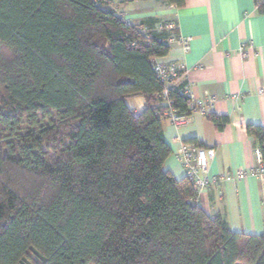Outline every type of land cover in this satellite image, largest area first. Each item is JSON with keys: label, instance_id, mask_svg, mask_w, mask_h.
I'll return each instance as SVG.
<instances>
[{"label": "trees", "instance_id": "obj_1", "mask_svg": "<svg viewBox=\"0 0 264 264\" xmlns=\"http://www.w3.org/2000/svg\"><path fill=\"white\" fill-rule=\"evenodd\" d=\"M113 3L0 0V264H264V233L208 215L165 169L154 62L170 33L126 25ZM185 84L167 99L191 115ZM246 130L264 160V126Z\"/></svg>", "mask_w": 264, "mask_h": 264}, {"label": "crops", "instance_id": "obj_2", "mask_svg": "<svg viewBox=\"0 0 264 264\" xmlns=\"http://www.w3.org/2000/svg\"><path fill=\"white\" fill-rule=\"evenodd\" d=\"M264 0H185L182 7L165 0L115 1L111 7L123 11L134 24L154 25L173 21L178 33L190 40L185 51L180 43L170 46L163 61H175L184 69L206 112H195L189 122L177 127L170 119L163 129L172 152L165 169L178 179L185 169L178 158L185 142L196 140L214 148L209 174H235L258 164V146L246 125L264 126ZM244 51L247 57L243 56ZM210 97L214 102L210 103ZM127 103L137 111L145 107L142 96ZM210 113L227 116L222 130L208 118ZM194 143V142H190ZM195 144V143H194ZM200 204L212 217L222 215L230 228L247 234L264 233V182L253 176L211 185L199 196Z\"/></svg>", "mask_w": 264, "mask_h": 264}, {"label": "built area", "instance_id": "obj_3", "mask_svg": "<svg viewBox=\"0 0 264 264\" xmlns=\"http://www.w3.org/2000/svg\"><path fill=\"white\" fill-rule=\"evenodd\" d=\"M104 1L111 4L117 0ZM118 14L121 16L126 25H131L133 23L123 11H118ZM150 30L151 29L146 26H143L139 29V31L143 34L149 33ZM153 30L170 33V36L167 38V42L170 46L175 43H180L185 51H189L191 49L190 40L177 33L178 27L173 21H160L154 26ZM242 53L244 57H247V52L244 51V48ZM154 70L160 80L166 83V87L163 91V97L168 107L165 111V114L175 126L180 127L185 125L187 122H189L191 115L195 112H206L207 107L204 100L198 98L193 91L191 83L183 79L184 69L181 64L175 61H163L161 58H157L154 62ZM181 81H186L183 91L189 97L188 106L192 112L191 115L179 114L178 109L172 106V101L167 99L169 86L180 83ZM214 100V97H210V103H213ZM214 157V148H204L190 142H185L181 146L178 158L185 169V176L189 177V179L192 181L193 187L198 193V196H200L211 185L219 186L231 179L239 181L243 180L247 176H253L261 179L264 182V160L259 149L257 150L258 164L248 171L240 169L235 174L221 173L211 176L209 174V166L211 160L214 159Z\"/></svg>", "mask_w": 264, "mask_h": 264}]
</instances>
